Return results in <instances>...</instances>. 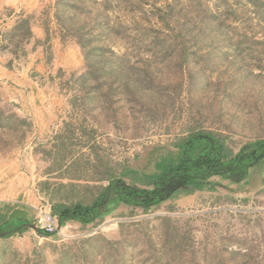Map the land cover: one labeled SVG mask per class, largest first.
<instances>
[{
  "label": "rangeland",
  "instance_id": "374dc122",
  "mask_svg": "<svg viewBox=\"0 0 264 264\" xmlns=\"http://www.w3.org/2000/svg\"><path fill=\"white\" fill-rule=\"evenodd\" d=\"M55 2L39 0L32 16L48 21ZM80 9L72 13L76 28L86 26L84 33L96 46L111 50L110 61L119 56L137 68L149 66L154 85L166 88L163 96L175 102L155 121L130 111L122 99L115 121L89 111L90 106H69L63 132L75 137L66 148L76 154L88 144L98 157L96 164L90 162L84 148L86 155L73 172L87 170L92 177L104 170L118 177L126 167L152 173L160 157L176 152L175 138L186 136L188 128L221 133L236 150L264 137V0H86ZM104 11L117 26L113 37L99 30L96 17ZM151 24L157 26L154 31ZM55 28L63 45L78 48L82 62L79 70L60 75V90L69 102L85 71L83 55L74 29L66 33L56 22ZM20 50L26 52L27 46ZM186 52L193 56L180 70ZM32 131L31 123L20 146L0 143V168L24 145L44 144L46 137ZM208 182L213 190L176 192L145 215L132 216L131 207L109 204L91 224L67 221L51 236L35 231L28 241L24 232L31 233L30 228H8L0 238V264H264V159L246 172ZM72 191L60 188L55 195L70 197ZM82 195L90 198L87 191ZM42 211L30 210L29 224L35 225Z\"/></svg>",
  "mask_w": 264,
  "mask_h": 264
},
{
  "label": "trees",
  "instance_id": "16d2710c",
  "mask_svg": "<svg viewBox=\"0 0 264 264\" xmlns=\"http://www.w3.org/2000/svg\"><path fill=\"white\" fill-rule=\"evenodd\" d=\"M85 1L56 0L54 4L55 22L59 27L65 28L66 33L74 29L75 34L73 35L83 55L85 71L80 75L79 80L75 81L78 82L76 88L78 91H75L69 104L73 108L90 106L89 111H98L105 118L109 116V119L115 121L122 99V102L127 103L130 111L142 113L144 118L155 121L165 117L166 106L174 105L175 98L164 97L162 92L166 88L154 85L153 70L150 71L149 66L142 69L137 68L119 56H116L114 62L110 61L109 54L113 55L111 50L96 46L92 38L84 33L86 26L78 25L76 28L77 24L73 23L72 13L79 10L80 5H84ZM104 9L107 8L103 7ZM106 15L104 11L102 15L96 17L98 21L100 18L104 20H100L98 27L101 33L113 37L118 34V29L107 20ZM33 20L32 15L18 18L12 29L3 35L1 51L8 52L15 59L24 57L26 52L18 50L21 45L28 44L32 39ZM44 24L45 34L48 35L47 21ZM156 27L155 24H151L149 28L154 31ZM193 37L191 36L190 39ZM62 38H60L61 41ZM10 47L15 50H11ZM164 50H169V48ZM192 56L187 52L184 54L178 63L180 70ZM79 93L82 96H78ZM163 100L164 104L161 103ZM159 104L161 109H159ZM188 129L186 136L175 138L173 147L176 152L160 157L155 162L152 173H141L124 167L121 168L117 177L110 171L111 174L107 178L108 187L103 189L93 203L61 207L57 211L59 225L63 226L67 221H76L83 225L91 224L103 217L109 204H123L131 207L132 216L134 213L145 215L150 209L157 208L176 192H196L207 188L213 190L208 182L210 178L246 172L264 159V137L247 142L236 150L221 133L192 132V128ZM29 132H31V122L3 107L0 99V143L9 149L20 146ZM24 223L22 217L14 212L0 227V234L4 229L21 226ZM37 233L45 237L51 236L40 230H37ZM175 246L174 250L180 249L182 243ZM181 252L182 249L179 253ZM126 263L124 261L121 264Z\"/></svg>",
  "mask_w": 264,
  "mask_h": 264
},
{
  "label": "crops",
  "instance_id": "0c3cea01",
  "mask_svg": "<svg viewBox=\"0 0 264 264\" xmlns=\"http://www.w3.org/2000/svg\"><path fill=\"white\" fill-rule=\"evenodd\" d=\"M39 6V0H0L1 102L12 106L19 117L28 119L33 126L32 132L46 137L44 144L35 145L34 149L24 145L12 152L3 168H0V227L17 212L25 221L21 226L14 227L17 230L34 225L26 220L30 210L43 208L46 212L47 206L49 215L59 225L57 211L61 207L90 205L108 187L107 178L111 174L110 171H94V176L88 177L91 173L87 170L72 171L81 157H85L86 154L82 152L84 148H88L90 162L96 164L98 157L93 156L94 146L90 148L88 144L79 147L76 154L66 148V143L73 141L75 134L63 132L69 126L67 115L71 105L60 90V75L79 70L82 62L77 47L61 43L54 32L53 17L47 21L46 35L45 22L34 16L32 39L25 45L27 50L24 57L15 59L8 52L1 51L3 35L12 29L21 16L37 13ZM5 9L9 12L4 13ZM60 188H73L71 196L77 193V189L78 194L74 197L55 195ZM83 190L89 192L90 198L83 197ZM30 229L31 233L24 232L27 241L29 235L37 231ZM4 231L6 229L0 235Z\"/></svg>",
  "mask_w": 264,
  "mask_h": 264
},
{
  "label": "built area",
  "instance_id": "2783aa9c",
  "mask_svg": "<svg viewBox=\"0 0 264 264\" xmlns=\"http://www.w3.org/2000/svg\"><path fill=\"white\" fill-rule=\"evenodd\" d=\"M39 214L40 217L37 223L35 224L36 230H40L43 231L44 233L51 235L55 233L58 226L55 220L52 219V217L47 212H45V210H43Z\"/></svg>",
  "mask_w": 264,
  "mask_h": 264
},
{
  "label": "water",
  "instance_id": "95a60500",
  "mask_svg": "<svg viewBox=\"0 0 264 264\" xmlns=\"http://www.w3.org/2000/svg\"><path fill=\"white\" fill-rule=\"evenodd\" d=\"M29 227L32 228L33 230H36L35 225H31V226H29ZM57 227H60V225H58Z\"/></svg>",
  "mask_w": 264,
  "mask_h": 264
}]
</instances>
